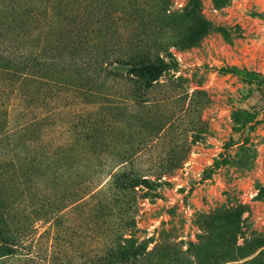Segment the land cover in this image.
<instances>
[{
    "label": "rangeland",
    "instance_id": "1",
    "mask_svg": "<svg viewBox=\"0 0 264 264\" xmlns=\"http://www.w3.org/2000/svg\"><path fill=\"white\" fill-rule=\"evenodd\" d=\"M29 1L0 0V29L14 33L9 7ZM191 1L108 0L121 42L138 37L173 63L146 105L109 78L99 83L115 95L64 85L55 66L0 71V218L23 233L20 253L34 259L22 264H82L80 250L106 264L95 255L116 230L139 249L128 264H264V0ZM38 18L0 56L51 43ZM36 117L48 121L21 128ZM132 168L150 182L119 188ZM80 187L94 194L76 202Z\"/></svg>",
    "mask_w": 264,
    "mask_h": 264
},
{
    "label": "trees",
    "instance_id": "2",
    "mask_svg": "<svg viewBox=\"0 0 264 264\" xmlns=\"http://www.w3.org/2000/svg\"><path fill=\"white\" fill-rule=\"evenodd\" d=\"M108 3V0H32L28 4L26 2L21 5V7L10 6L9 13L12 16L11 23L15 24V31L12 33L8 29H0L1 55H4V52L10 54L12 51L13 53L14 50L18 49L16 48L18 40L27 37V35L30 36L31 23H38L41 19L38 18L39 16H44L48 20V25L41 31V35H44L48 40L50 39L51 43L32 49L29 53L28 45L20 43L19 46L23 49L15 52V54H19L18 57L21 60L17 62L0 56V71L9 70L16 74H22V76L24 73L29 76L27 71L37 70L40 72V65L55 66L62 74L61 77H65L64 79L67 80L64 85L80 91L87 90L91 94H94L93 92L100 94V91L102 92L107 88L106 93L115 95L117 91L110 89L112 86L103 87L99 83L102 79L109 78L116 81L119 87L125 90L122 93L123 100L131 101L137 106L146 105L152 91L161 85L160 80L172 68L173 63L166 61L159 50L154 49L149 43L139 40L138 37L129 41L127 45L121 42V29L115 24L114 9L110 8ZM191 3L195 8L200 9L199 0H192ZM4 14L5 9L0 7V15ZM220 30L223 29L220 28ZM223 32L225 33V31ZM54 33L56 36L52 38ZM184 40H189L192 44L198 42L194 41L193 38ZM8 42L13 49L7 47ZM176 44L173 46H185L184 41ZM19 63L23 67L20 68ZM114 65H117L118 68L114 69ZM12 67L16 69V72ZM124 67H127V70L121 72L120 68ZM37 71H33V73H38ZM221 72L236 74L240 70L237 67H225L221 69ZM69 73H73L74 77H77L72 78ZM43 121L47 122L48 120L46 117H36L35 120L32 119L29 123L21 125V128L24 129L30 124H39ZM173 122L174 116L170 121L167 120L165 126L169 127ZM163 127L158 128V131H163ZM9 137L8 121L5 120L4 123L0 124V149ZM34 139L40 142L44 140L43 136L40 135ZM34 139L28 138L29 141ZM179 159L181 158L179 157ZM134 171L133 168L125 170L120 174V177H116L120 184L118 185L119 188L133 189L136 183L150 182L148 176L137 175L132 178ZM92 194H94L93 190L89 191L85 187H80L72 199L75 200L76 198V202H78ZM69 206L71 205L63 206L62 210L63 208L68 210ZM83 225L81 224V229ZM82 230L85 232V229ZM83 231H80V236L85 242L86 235ZM112 234V239L102 242L104 244L103 249L101 248L96 253L95 258L98 259L100 255H103L105 260H108L106 264H128L129 261L138 258L139 249H128L124 245V241L127 242V240L123 237H121V241L119 240V236H121L119 230ZM23 241V233L12 232L10 225L0 218V264H9L12 260L22 264L24 261L33 260L32 255L20 253L21 250L24 251L23 246L25 245L21 246ZM80 252L81 256L85 258V262L82 261V264H91L89 263L92 260L90 255L84 250H80ZM99 260L102 263L104 258H99ZM94 262L95 259L93 258ZM227 263L240 264L229 262L218 264Z\"/></svg>",
    "mask_w": 264,
    "mask_h": 264
}]
</instances>
